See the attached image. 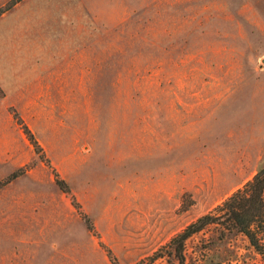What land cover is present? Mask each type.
<instances>
[{
    "label": "rangeland",
    "instance_id": "1",
    "mask_svg": "<svg viewBox=\"0 0 264 264\" xmlns=\"http://www.w3.org/2000/svg\"><path fill=\"white\" fill-rule=\"evenodd\" d=\"M9 1L0 264H264L215 209L264 166V0Z\"/></svg>",
    "mask_w": 264,
    "mask_h": 264
},
{
    "label": "trees",
    "instance_id": "2",
    "mask_svg": "<svg viewBox=\"0 0 264 264\" xmlns=\"http://www.w3.org/2000/svg\"><path fill=\"white\" fill-rule=\"evenodd\" d=\"M18 1L20 0L9 1L7 7ZM33 143L36 141L33 140ZM225 205H229V220L232 221L233 227L248 238L257 253L264 256V166H261L251 180L244 183L215 209H220ZM212 221L210 214L200 216L177 237L180 241H184Z\"/></svg>",
    "mask_w": 264,
    "mask_h": 264
}]
</instances>
